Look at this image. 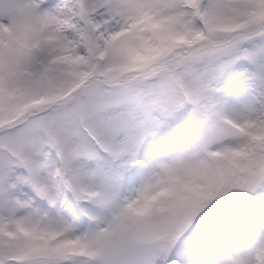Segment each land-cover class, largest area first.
I'll use <instances>...</instances> for the list:
<instances>
[{"label": "snow or ice", "instance_id": "obj_1", "mask_svg": "<svg viewBox=\"0 0 264 264\" xmlns=\"http://www.w3.org/2000/svg\"><path fill=\"white\" fill-rule=\"evenodd\" d=\"M0 264H264V0H0Z\"/></svg>", "mask_w": 264, "mask_h": 264}]
</instances>
